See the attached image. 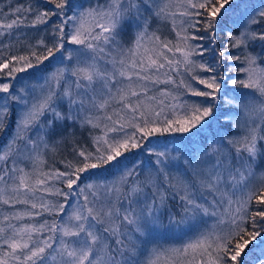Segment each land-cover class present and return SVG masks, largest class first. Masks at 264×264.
I'll use <instances>...</instances> for the list:
<instances>
[{
  "label": "snow or ice",
  "instance_id": "6c2138e0",
  "mask_svg": "<svg viewBox=\"0 0 264 264\" xmlns=\"http://www.w3.org/2000/svg\"><path fill=\"white\" fill-rule=\"evenodd\" d=\"M43 2L0 7V264H264V0Z\"/></svg>",
  "mask_w": 264,
  "mask_h": 264
},
{
  "label": "trees",
  "instance_id": "16d2710c",
  "mask_svg": "<svg viewBox=\"0 0 264 264\" xmlns=\"http://www.w3.org/2000/svg\"><path fill=\"white\" fill-rule=\"evenodd\" d=\"M8 2L9 0H0V7H3L5 9V11L8 10ZM256 2L258 3L259 0H256ZM29 3H33L35 4V0H11V6L12 7H15L17 5H24V6H27ZM41 4L44 6V7H50L49 5L45 4L43 2V0H41ZM0 19H2V17H0ZM167 24H164L161 26V34L164 35V36H169L168 32H167ZM22 31H25V32H28L30 34H36V29H31V28H28V29H24ZM226 42V36H224L223 34H220L219 37H218V47L221 48V50H223V46ZM17 47L19 48H23L24 46L22 44L20 45H17ZM16 49L14 48L13 51H15ZM227 63V62H226ZM264 63V62H262ZM21 76L23 75H26V74H20ZM232 75H237V73H232ZM76 135H77V138L79 140L80 143H85V142H88L90 143V141H88V132L87 131H84V132H81L79 129H77V132H76ZM6 143V138L4 139H0V145ZM72 152H71V145L70 144H58L56 145V151L55 152H51L49 151L47 154H46V158H47V164L48 166H55V167H62V164L60 163V161L65 158V157H68V158H71L72 156ZM1 206V209L0 211H4L2 209V206L3 205H0ZM50 219V217H49ZM251 247V245L249 246Z\"/></svg>",
  "mask_w": 264,
  "mask_h": 264
},
{
  "label": "rangeland",
  "instance_id": "374dc122",
  "mask_svg": "<svg viewBox=\"0 0 264 264\" xmlns=\"http://www.w3.org/2000/svg\"><path fill=\"white\" fill-rule=\"evenodd\" d=\"M168 27H167V32H168V34L169 35H173V34H171V31H170V26L169 25H167ZM18 207H20V206H18ZM0 209H1V206H0ZM2 209L4 210V211H11V209H9L7 206H2ZM164 243H166V244H174V243H178L177 241H173V240H167V241H164Z\"/></svg>",
  "mask_w": 264,
  "mask_h": 264
}]
</instances>
